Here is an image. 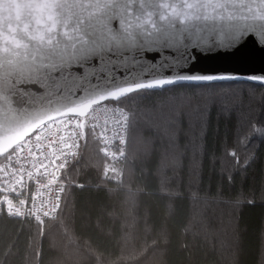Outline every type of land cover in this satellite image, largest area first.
I'll list each match as a JSON object with an SVG mask.
<instances>
[{"label":"snow or ice","instance_id":"obj_1","mask_svg":"<svg viewBox=\"0 0 264 264\" xmlns=\"http://www.w3.org/2000/svg\"><path fill=\"white\" fill-rule=\"evenodd\" d=\"M257 52L264 54V0H0V213L23 217L22 224L35 222L40 240L32 249L35 264H59L61 246L46 232L52 221L64 227L67 242L91 264H114L104 239L112 233L99 222L98 236L82 242L70 232L74 222L63 223L68 195L87 187L73 173L76 165L87 163L89 138L102 143L99 150L114 162L118 156L127 160L130 151L133 156L142 152L140 175L151 178V186L145 182L133 189L125 186L123 169L114 164L103 169L108 183L127 188L131 209L141 194L164 198L169 214L177 202H187L191 212L183 233L206 235L209 223L198 206H227L228 248L232 264H240L247 232L242 208L264 207V169L258 189L254 177L246 185L253 164L264 159V109L236 113L233 138L226 134L221 146L215 182L209 175L201 186L211 108L206 101L185 111L188 96L181 90H207L211 99L223 97L232 83L257 82L264 88V74L197 67L210 54L242 62ZM153 98L169 105L159 148L136 131L141 119L150 123ZM232 111L223 104L217 120L229 119ZM181 137L187 140L183 149ZM144 220L146 233L151 232L147 212ZM91 227L85 216L81 229ZM261 235L264 264V229ZM45 241L51 256L44 252ZM168 242L166 227L150 241L155 246ZM181 247L188 249L186 243ZM15 253V243L7 245L0 264H8Z\"/></svg>","mask_w":264,"mask_h":264},{"label":"trees","instance_id":"obj_2","mask_svg":"<svg viewBox=\"0 0 264 264\" xmlns=\"http://www.w3.org/2000/svg\"><path fill=\"white\" fill-rule=\"evenodd\" d=\"M181 91H185L188 96V99L183 101L185 111H190L197 105H203L206 101L210 105V126L203 142L200 181L201 186L207 185L208 177L211 175L214 184V169L216 171L219 169L221 146L226 134L229 141L233 138L236 113L247 112L249 107L264 109V88L246 83H232L226 86V94L223 97L217 95L211 99L207 97V90L192 88ZM156 99L153 98L150 105L152 107L149 115L150 123L141 119L136 131L143 140H151L152 145L159 148L162 144V127L164 118L169 112V105L166 101L157 104ZM225 103L232 106V115L229 119L221 115L218 121L217 114ZM185 126H187V117ZM186 143L187 140L181 137V149ZM100 148L102 146L97 140L89 138L88 150L84 154L87 163L76 165L77 171L73 173L77 181L85 183L87 187L75 188L67 197L63 223L72 226L74 222V229H70L72 235L79 237L80 242L88 235L98 236L94 226L99 222L105 233H112L110 237L105 236L104 239L107 254L114 264H232L228 248L230 236L226 223L229 211L227 206L213 203L199 205L198 208L208 220L209 232L206 235L203 233L193 235V232L185 234L182 226L191 212L187 202H177L176 211L169 214L168 202L164 198L147 197L141 194L136 197L137 206L131 209L127 201V188L117 187L115 182L108 183L103 176L105 165L114 164L117 171L123 169L125 186L130 184L135 189L137 184L142 185L145 182L151 186L154 181L151 178L145 181L140 175V169L144 164L142 152L133 156L130 151L127 160L123 158L120 162H113L105 157ZM257 151L259 152L260 149ZM213 154L217 157L215 161ZM262 169H264V159L257 160L248 174L249 179L246 185L251 183L254 177V187L258 189ZM108 175L111 176L114 173L109 170ZM184 175L187 179L186 171ZM101 181L103 184L98 189L97 184ZM106 188H111L112 191H107ZM146 212L148 226L152 229L147 233L144 220ZM85 216H88L92 222V227L87 230L81 229V221ZM21 221L23 220L0 214V259L3 258L5 247L15 243L16 253L8 260V264H35L32 249L40 243L36 236V224L35 222L22 224ZM241 224L247 226V232L240 264H261L264 207L244 206L241 211ZM162 227L167 228L168 244L166 246L151 245L152 237ZM194 231H198V228ZM46 232L50 235V241L54 240L61 246L58 255L59 264H91L83 251L75 244L67 242L65 229L58 221L46 223ZM146 236L148 244H145ZM50 241H45L43 245L44 252L48 256L53 254L49 249ZM185 243L188 245L187 250L181 247ZM162 248L166 250L162 251Z\"/></svg>","mask_w":264,"mask_h":264},{"label":"water","instance_id":"obj_3","mask_svg":"<svg viewBox=\"0 0 264 264\" xmlns=\"http://www.w3.org/2000/svg\"><path fill=\"white\" fill-rule=\"evenodd\" d=\"M197 67L211 71H234L243 74H264V54L257 52L252 59L242 62L228 60L219 57L216 54H210L208 57L202 59ZM239 83H246L259 86L257 82Z\"/></svg>","mask_w":264,"mask_h":264},{"label":"built area","instance_id":"obj_4","mask_svg":"<svg viewBox=\"0 0 264 264\" xmlns=\"http://www.w3.org/2000/svg\"><path fill=\"white\" fill-rule=\"evenodd\" d=\"M104 119H105V117H103V116L101 115V117H100V122L103 123V122H104ZM108 126H109V128H111V126H112L110 121H109V125H108ZM100 145H101L102 147H104V145H103L102 143H100ZM108 148H109V150L114 151V150H115V142L109 144V145H108ZM108 159L111 160L110 158H108ZM122 160H123V157L118 156V157H117V161H115V162H120V161H122ZM111 161H112V160H111ZM73 162H75V161H70V163H73ZM113 162H114V161H113ZM53 187H54V186H53ZM52 195L54 196V195H55V192H53ZM61 196H62V198H63L64 194L62 193ZM44 198L47 199L48 197L45 196ZM37 199H38V201H39L40 198L38 197ZM0 214H2V213H0ZM4 215H6V214H4ZM7 216H8V215H7ZM8 217H11V216H8ZM11 218H14V217H11ZM16 219L23 220L24 218H23V217H19V218H16ZM45 220L47 221V218H45Z\"/></svg>","mask_w":264,"mask_h":264},{"label":"bare ground","instance_id":"obj_5","mask_svg":"<svg viewBox=\"0 0 264 264\" xmlns=\"http://www.w3.org/2000/svg\"><path fill=\"white\" fill-rule=\"evenodd\" d=\"M16 219V218H15Z\"/></svg>","mask_w":264,"mask_h":264}]
</instances>
